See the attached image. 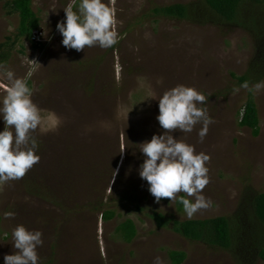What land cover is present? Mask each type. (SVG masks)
<instances>
[{
  "label": "rangeland",
  "instance_id": "1",
  "mask_svg": "<svg viewBox=\"0 0 264 264\" xmlns=\"http://www.w3.org/2000/svg\"><path fill=\"white\" fill-rule=\"evenodd\" d=\"M193 1L116 0L117 43L77 51L63 45L57 30L66 22L70 0H32L41 27L0 62V102L7 72L26 80L41 115L40 125L29 133L40 160L22 179L0 184V244L14 248L12 230L23 225L45 233L54 264H154L156 257L172 264L170 250L186 253L182 264H237L229 252L192 242L172 228L174 220L231 216L244 197L264 192V87L244 88L232 76L246 72L253 39L241 28L199 26L152 13ZM5 2L0 0V43L13 40L19 26L18 14L9 15ZM177 85L203 94L206 103L197 107L213 120L202 141V123L190 133H170L197 154L210 156L205 163L209 183L201 194L211 206L191 218L176 208L184 193L157 203L139 175L146 159L140 144L166 131L157 120L159 98ZM250 89L260 119L257 136L239 124ZM5 127L0 114V132ZM105 210L116 215L103 220ZM157 213L170 222L160 226ZM126 219L137 228L131 242L116 231ZM39 249L38 257L44 258Z\"/></svg>",
  "mask_w": 264,
  "mask_h": 264
},
{
  "label": "clouds",
  "instance_id": "2",
  "mask_svg": "<svg viewBox=\"0 0 264 264\" xmlns=\"http://www.w3.org/2000/svg\"><path fill=\"white\" fill-rule=\"evenodd\" d=\"M115 3L116 0H109V3L80 0L78 10H74L76 0H70L64 8L66 22L61 21L57 25L63 36V45L69 50L83 51L86 47L98 45L106 49L116 44ZM28 60L31 64L40 65L35 60ZM6 78L9 84L0 102V114L6 125L5 130L0 132V184L22 179L40 160L36 154L37 142L29 136L41 123L40 110L31 99L32 91L26 80L16 78L12 72H7ZM242 87L248 88L247 82ZM262 87L264 84H256L254 90L259 91ZM204 103L205 96L193 87L177 85L166 90L159 98L160 114L157 117L166 131L140 144V151L146 159L140 166L139 175L149 184L150 193L157 203L165 198L173 202L179 193L194 198L195 202L185 196L179 198L189 218L211 206V201L201 194L209 183L205 163L210 156L202 152L197 154L194 146L174 138L170 133L177 129L190 133L198 123H202L198 133L202 141L213 123L206 109L197 107ZM12 241L17 251L5 255V264H37V248L43 245L42 232L29 231L25 226L18 225L12 230ZM154 264H163V261L156 257Z\"/></svg>",
  "mask_w": 264,
  "mask_h": 264
},
{
  "label": "trees",
  "instance_id": "3",
  "mask_svg": "<svg viewBox=\"0 0 264 264\" xmlns=\"http://www.w3.org/2000/svg\"><path fill=\"white\" fill-rule=\"evenodd\" d=\"M4 7L9 15L18 14L19 26L13 40L9 37L6 42L0 43V62H5L10 57L12 47L20 39L31 41L41 27V18L32 8V0H6ZM152 13L199 26L243 29L253 39L254 54L246 72L241 76L232 73V76L240 86L247 82L248 87H251L264 81V0H196L156 7ZM239 124L241 127L250 128L255 136L259 134L260 119L251 90L240 113ZM179 198L176 208L184 211ZM115 215L113 210L102 213L105 220L112 219ZM154 217L160 226H166L170 222L167 220L164 223L166 218L159 213L154 214ZM172 223L176 233L192 242L229 252L237 264H256L259 259L264 262V192L250 198L244 197L238 210L231 216L174 220ZM116 231L126 242L133 241L137 235L132 219L120 223ZM168 257L172 264H182L186 253L170 250Z\"/></svg>",
  "mask_w": 264,
  "mask_h": 264
},
{
  "label": "crops",
  "instance_id": "4",
  "mask_svg": "<svg viewBox=\"0 0 264 264\" xmlns=\"http://www.w3.org/2000/svg\"><path fill=\"white\" fill-rule=\"evenodd\" d=\"M25 212H27L26 210H24ZM102 215V214H101ZM102 219H103V217H102ZM103 220H105V219H103ZM109 220V219H108ZM44 226H46V224H44ZM44 228V227H43ZM45 229V228H44ZM31 231H33V230H31ZM42 232V231H41ZM42 240H43V245L42 246H38V248L37 249H39V250H41L42 252H44L45 253V255L46 256H44V258H42V257H38V262H37V264H54V259L52 258V256H54V254H55V252H52V246H51V244H47V238H46V236H45V233L43 234V232H42ZM7 241V240H6ZM5 242V241H4ZM3 243V242H2ZM46 244V245H45ZM6 244H0V248L3 250L2 251V256H1V258H0V264H5V260H4V257H5V255H12V254H15V251L13 250L14 248L11 246V245H6V247H4ZM48 248H50L49 250H50V253H49V251H48ZM51 255V258H50V260L48 259V255ZM44 259V260H43ZM48 260H49V262H48Z\"/></svg>",
  "mask_w": 264,
  "mask_h": 264
},
{
  "label": "built area",
  "instance_id": "5",
  "mask_svg": "<svg viewBox=\"0 0 264 264\" xmlns=\"http://www.w3.org/2000/svg\"><path fill=\"white\" fill-rule=\"evenodd\" d=\"M38 32V31H37ZM35 35H36V32H35V34H34V37H35Z\"/></svg>",
  "mask_w": 264,
  "mask_h": 264
}]
</instances>
